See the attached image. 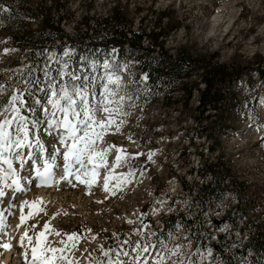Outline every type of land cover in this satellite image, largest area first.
<instances>
[{"label":"rangeland","instance_id":"rangeland-1","mask_svg":"<svg viewBox=\"0 0 264 264\" xmlns=\"http://www.w3.org/2000/svg\"><path fill=\"white\" fill-rule=\"evenodd\" d=\"M31 1L35 6L42 2L48 15L54 21H60V28L67 34L75 32L83 16L88 18L102 16L109 8L118 4L124 8L128 19L132 21L133 31L140 30V19L144 20L142 28L145 27L148 31L152 30L151 26L157 14L164 10L173 12V19L178 22L179 27L167 36L164 43V48L169 50V53L185 47L191 54L215 53L219 62L226 63L246 62L253 55L264 58V0H52L51 4L49 0ZM5 49L15 48L8 37L0 34V83L6 80L9 73L24 67V57L19 55L16 49L15 52L3 55ZM65 50L71 51L68 47L63 49ZM52 53L54 49L46 53V59ZM91 61L96 59L79 60L78 68L98 78L95 85L97 95L103 91L102 85L107 82L104 79L106 74L114 72L121 77V94L132 97L125 102V111L129 115L118 118L126 120L121 131L115 132V126H112L104 133L109 143L117 149H124L126 155H132L130 169L127 165L112 168L116 176L121 173L126 175L129 170L134 172L131 183L116 190L115 195L105 193L99 182L93 185L92 194L89 195L86 185L80 184L74 178L72 179L75 187L61 181L58 189L54 191L51 190L52 187H42V190L41 187H34V184L39 182L33 172L31 178L21 180L22 186H27L28 191L17 195L28 200L42 198L45 202L49 215L45 217L40 214L38 227L43 220H50L51 227L59 230L64 240L73 232L81 237L77 241L79 251H73L75 258L82 260L83 264H88L93 257L102 255L101 245L107 249L125 240L142 239L137 236L141 223L147 225V228L143 229L145 233H155L151 237L153 241L168 242L170 247L175 244L186 245L189 253L198 251L200 254L191 256L192 260L199 261L202 255L206 257L203 264H214L211 257L207 256L209 249L202 250L199 239L195 235L189 237L180 225L174 226L172 219L182 216L195 218L198 207L192 204L190 196L183 188V182L188 187L197 183L199 175L196 172L201 164L223 151L239 181L247 185L246 196L242 198L240 209L246 210L247 218L255 221L254 223H264V79L261 80L255 74H251L250 79L237 84L240 105L236 112V121L240 124L220 138L219 130L213 127L202 130L190 117L180 115L178 104L165 108L161 106L160 101L147 103L143 95L144 87L136 75L133 64L128 60L119 62L105 57L100 62L96 61L95 69L86 66ZM105 62L110 63L112 68L104 69ZM52 67L53 74H56L55 68L59 65L52 63ZM110 87L115 90L114 85ZM193 95L192 101L195 102L196 93ZM133 103L135 107L130 106ZM29 117L30 120L36 119L33 113H30ZM40 119L42 122L37 127L31 126L29 137L31 134L33 138L44 135L47 142V135L54 131V128L50 129L47 123L43 122L42 113ZM213 120L214 112H211L209 122ZM55 143L57 148L58 142ZM97 143L103 144V139ZM34 153L39 157L36 150ZM149 153H154L151 160L148 159ZM48 158L49 156L46 159ZM59 158L57 163L60 161ZM107 159L109 163L114 164V157L111 154ZM36 161L39 166L41 161L39 159ZM0 164L2 165L0 167L7 168L6 164ZM18 164V160H13V167ZM18 170L22 177L26 175L25 168ZM100 173L103 175L105 169H101ZM11 203L13 205L11 209L7 204H0V213L11 221L7 234L0 238V243L10 242L13 245L12 252L0 248V264H16L18 261L15 259L16 256L23 261L18 240L15 239L22 234L18 229L14 231L18 223L16 207L18 202L15 197ZM235 204L236 199L230 196L220 202L205 205L197 218L198 228H202L201 237L209 235L210 241L213 242L215 235L221 234L227 240L231 225L230 222L221 221L224 212ZM27 211L28 209H25V212ZM64 212L68 214L64 215ZM12 213H17V218H13ZM52 216L56 218L52 219ZM129 219L136 223H127ZM162 220H167V227L160 233ZM237 223V228H241L244 220L241 219ZM169 233H172L170 239ZM59 239L49 236V240L53 242ZM195 242L196 249L192 245ZM125 247L131 251L130 247ZM66 254L70 257L72 255L71 252Z\"/></svg>","mask_w":264,"mask_h":264},{"label":"trees","instance_id":"trees-1","mask_svg":"<svg viewBox=\"0 0 264 264\" xmlns=\"http://www.w3.org/2000/svg\"><path fill=\"white\" fill-rule=\"evenodd\" d=\"M172 14L165 10L157 14L152 30L148 31L142 28L144 20L140 19V30L133 31V23L124 8L115 4L102 16H83L75 32L67 34L60 28V21H54L48 15L42 2L35 6L31 0H0V34L9 38L11 45L24 57V66L28 67H45L46 53L54 49V53L60 56L65 47L73 53L70 70L78 68L81 57L95 58L97 62L105 57L119 62L128 60L144 87L147 103L160 101L165 108L178 104L180 115L190 117L202 130L211 127L219 130L222 138L240 124L236 121L240 105L237 84L250 79L251 74L264 79V58L253 55L246 62L226 63L219 62L215 53L191 54L185 47L169 53L164 43L167 36L179 27ZM18 75L16 70L9 73L3 83L10 78L16 79ZM35 76L42 77V73L36 71L28 78ZM194 92L195 102L192 101ZM37 95L43 96V93ZM22 112L28 117L31 113ZM211 112H214L213 122H209ZM196 174L199 181L193 186L188 187L183 182L192 204L199 208L196 216L193 219L176 217L172 219L173 225H180L189 237L195 235L202 250L211 249L214 264H264V223H254L247 218L246 210L240 209L247 185L239 181L223 151L201 164ZM230 196H234L236 204L229 206L221 221L230 222L229 238L225 240L224 235L218 234L211 242L209 235L201 237L202 228H198L197 220L200 210ZM241 219L244 223L237 228V221ZM162 221L160 233L167 227V220ZM192 245L197 248L196 242Z\"/></svg>","mask_w":264,"mask_h":264},{"label":"snow or ice","instance_id":"snow-or-ice-1","mask_svg":"<svg viewBox=\"0 0 264 264\" xmlns=\"http://www.w3.org/2000/svg\"><path fill=\"white\" fill-rule=\"evenodd\" d=\"M15 51L5 49L3 55ZM72 55L69 50L63 51L60 56L52 53L47 58L45 67L24 66L16 70L19 73L16 79L10 78L8 82L0 83V163L7 165L6 169H0V204H7L11 209L12 198L15 197L18 202V223L14 231L18 229L22 233L15 239L18 240L20 255L25 264H83V261L77 260L73 251H79L77 241L81 237L77 233L68 234L67 240H64L62 233L51 227L50 220H43L38 227L40 214L46 217L49 213L42 198L28 200L17 195L28 191L27 186L21 185L22 179L31 178L35 172V179L39 183L34 184V187H54L61 181L75 187L73 179H70L72 177L86 185L89 195L92 194L93 185L98 182L105 193L115 195L116 190L131 183L135 175L131 170L126 175H115L113 166L127 165L130 169L132 155H126L122 148L117 149L104 135L112 126H115V132L121 131L126 120L118 118L129 115L125 111V102L132 97L121 94V77L114 72L106 74L104 79L107 82L102 85L103 91L97 95L95 85L98 78L80 68L69 69ZM81 59L88 61V57ZM52 63L59 65L55 68V76L52 75ZM86 66L95 69L97 62H88ZM103 68L108 70L112 65L105 62ZM36 71L42 73V77L28 78ZM110 85H114L115 90ZM37 93H43V96H38ZM130 106L136 105L133 103ZM22 110L33 113L36 119L29 120ZM41 113L43 122L50 129L60 131L59 144L63 146L62 149L56 148L48 159L43 157L44 149L39 140L36 141V146L41 149L39 157L34 152H22L24 148L33 147L29 141V125L37 127L42 122ZM102 139L103 144H98L97 141ZM110 154L114 157V164L108 162ZM153 155L154 153H149L148 159L151 160ZM58 157L62 158V163H57ZM37 159L41 161L39 166L36 164ZM13 160L19 161L16 167H13ZM19 168L26 169L25 176L20 175ZM101 169H105L103 175L100 173ZM9 180L11 183H8ZM114 180L115 184L112 183ZM25 209L28 211L25 212ZM67 214L64 212V215ZM12 216L17 218V213H12ZM55 218L56 216H52V219ZM127 223L135 224L136 221L129 219ZM10 225L11 221L0 213V238L7 234ZM145 228L147 225L141 223L137 231V236L142 239L125 240L107 249L101 245L102 255L93 257L88 264H203L206 259L201 255L199 261L192 260L191 256L200 254L198 251L189 253L186 245L175 244L170 247L168 242L153 241L151 237L155 233H145ZM49 236L60 239L53 242L49 240ZM171 236L172 233H169V239ZM92 238L94 240L95 236ZM125 246L130 247L131 251L126 250ZM0 248L12 251L13 245L10 242L0 243ZM67 252L72 253L71 257ZM207 256H212L211 249Z\"/></svg>","mask_w":264,"mask_h":264},{"label":"bare ground","instance_id":"bare-ground-1","mask_svg":"<svg viewBox=\"0 0 264 264\" xmlns=\"http://www.w3.org/2000/svg\"><path fill=\"white\" fill-rule=\"evenodd\" d=\"M58 131H59V130H58ZM36 162H37V161H36ZM0 165H1V164H0ZM1 166H2V165H1ZM37 166H38V165H37ZM89 167H91V165H89ZM114 181H115V180H114ZM8 183H11V181L9 180ZM114 184H115V183H114ZM41 188H42V187H41ZM43 188H47V187H43ZM43 188H42V190H43ZM19 194H21V193H19ZM16 246H17V245H16ZM9 252H10V251H9ZM11 252H12V251H11ZM14 252H15V251H14ZM7 254H8V253H7ZM15 254H16V253H15ZM10 257H11V254H10ZM7 259H9V255H8ZM7 259H6V262H7ZM15 259H18V261L16 262V264H19V263L22 264L23 261H20V258H19V257L16 256ZM9 261H10V260H9ZM18 262H19V263H18Z\"/></svg>","mask_w":264,"mask_h":264}]
</instances>
